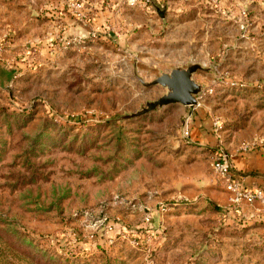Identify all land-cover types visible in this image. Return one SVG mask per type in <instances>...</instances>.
I'll use <instances>...</instances> for the list:
<instances>
[{"label": "rangeland", "instance_id": "obj_1", "mask_svg": "<svg viewBox=\"0 0 264 264\" xmlns=\"http://www.w3.org/2000/svg\"><path fill=\"white\" fill-rule=\"evenodd\" d=\"M67 3L0 0V264H264L209 163L264 149V0ZM190 63L196 104L125 117Z\"/></svg>", "mask_w": 264, "mask_h": 264}, {"label": "built area", "instance_id": "obj_2", "mask_svg": "<svg viewBox=\"0 0 264 264\" xmlns=\"http://www.w3.org/2000/svg\"><path fill=\"white\" fill-rule=\"evenodd\" d=\"M138 0H131L136 3ZM145 3L150 0H144ZM86 0H68L67 6L71 14L77 20L87 19V11L85 7ZM94 35V34H92ZM255 148V142L243 141L239 145V150L243 152L250 151ZM210 167L223 183L228 193V205L231 208H237L243 205L261 209L264 213V188L245 186L243 178L236 176L231 172V153L223 147L216 149L211 156ZM149 218L146 217L145 221ZM115 226V225H114ZM112 227V225H111Z\"/></svg>", "mask_w": 264, "mask_h": 264}, {"label": "water", "instance_id": "obj_3", "mask_svg": "<svg viewBox=\"0 0 264 264\" xmlns=\"http://www.w3.org/2000/svg\"><path fill=\"white\" fill-rule=\"evenodd\" d=\"M200 67L199 64L190 63L185 68L176 67L168 73H162L152 82H143L147 86L160 84L167 91L160 98L147 102L146 107H143L140 111L126 115L125 117L141 115L157 107L172 103H180L182 105L196 104V95L199 94L201 86L193 80L192 75Z\"/></svg>", "mask_w": 264, "mask_h": 264}, {"label": "crops", "instance_id": "obj_4", "mask_svg": "<svg viewBox=\"0 0 264 264\" xmlns=\"http://www.w3.org/2000/svg\"><path fill=\"white\" fill-rule=\"evenodd\" d=\"M68 21L74 29L80 26L74 17H69ZM230 152L231 172L236 176L242 177L245 186L249 188H264V149H253L247 152L231 150Z\"/></svg>", "mask_w": 264, "mask_h": 264}]
</instances>
